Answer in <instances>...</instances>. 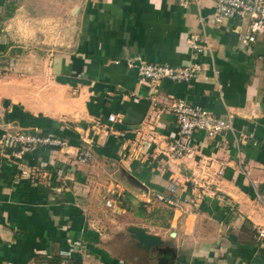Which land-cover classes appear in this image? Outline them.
I'll return each instance as SVG.
<instances>
[{"label": "crops", "instance_id": "obj_1", "mask_svg": "<svg viewBox=\"0 0 264 264\" xmlns=\"http://www.w3.org/2000/svg\"><path fill=\"white\" fill-rule=\"evenodd\" d=\"M1 1L0 138L63 130L69 147L19 160L0 147V264H264V35L238 39L249 18L216 22L211 0H68L69 38L49 52L41 17L59 16L61 1ZM139 61L198 70L150 85ZM174 100L232 130L195 132L171 158ZM130 225L163 243L136 247Z\"/></svg>", "mask_w": 264, "mask_h": 264}, {"label": "built area", "instance_id": "obj_2", "mask_svg": "<svg viewBox=\"0 0 264 264\" xmlns=\"http://www.w3.org/2000/svg\"><path fill=\"white\" fill-rule=\"evenodd\" d=\"M182 3H189L196 0H179ZM214 6L213 17L216 22L227 18L244 17L249 18L247 33H238V39L242 42H253L257 35H264V0H211ZM197 35L191 38L195 52L202 51V46L197 43ZM137 75L147 81L150 85L167 80L175 82H188L196 77L198 66L194 63L187 66L172 67L166 64L148 63L139 61L132 65ZM167 110L175 117L178 136L169 145L168 155L171 158H180L183 154L190 152L188 141L195 132H203L207 136H215L232 130L231 120L222 119L206 109L192 105L183 100H174L166 105ZM113 115L108 116V121H114ZM183 139L184 141H182ZM0 147L12 150L15 159H21L22 155L34 151L37 147H49L53 149H67L68 141L56 134H34L26 131H13L6 133L0 138ZM80 161L90 159V152L86 149L77 152ZM204 175L209 173V165L202 167ZM215 174L221 175L220 169L214 170ZM204 176V179L207 178ZM170 193L175 191L174 185L168 187ZM156 198L168 205L175 206L177 200L168 194H156ZM259 240H264V228L257 230Z\"/></svg>", "mask_w": 264, "mask_h": 264}, {"label": "rangeland", "instance_id": "obj_3", "mask_svg": "<svg viewBox=\"0 0 264 264\" xmlns=\"http://www.w3.org/2000/svg\"><path fill=\"white\" fill-rule=\"evenodd\" d=\"M60 1H61L62 7H61V12H60L59 16L58 15L52 16V14H49V15H45L44 17H41V18H44L45 32H40L39 35L41 37H42V35H44L43 40H45V42H44L45 45H51L52 46L51 49H43L44 51H49V52L54 51V49H52V48H55L56 46H58L61 43H64V41L69 38V32L67 31L68 25H67V23H64L65 15H63V7H66V5L68 4V0H60ZM67 7H68V5H67ZM46 10H52V9H47V7H46L45 11ZM55 13H57V12H55ZM57 19H61V24L58 27L56 24ZM61 27H62V30L58 31L57 28L61 29ZM58 34H60V36ZM33 35L36 36V33L34 32V30L29 29L27 31V36L25 38L29 39L30 41H33L34 40L32 37ZM34 42H35V40H34ZM28 50L34 51V50H36V48L28 49ZM164 214H166V213H164Z\"/></svg>", "mask_w": 264, "mask_h": 264}, {"label": "water", "instance_id": "obj_4", "mask_svg": "<svg viewBox=\"0 0 264 264\" xmlns=\"http://www.w3.org/2000/svg\"><path fill=\"white\" fill-rule=\"evenodd\" d=\"M130 179L133 180L132 178ZM126 231L129 233L130 237L135 240L136 247L145 251H153L156 246H159L163 243L160 236L156 234H151L147 231V229L136 225L128 226L126 228Z\"/></svg>", "mask_w": 264, "mask_h": 264}, {"label": "trees", "instance_id": "obj_5", "mask_svg": "<svg viewBox=\"0 0 264 264\" xmlns=\"http://www.w3.org/2000/svg\"><path fill=\"white\" fill-rule=\"evenodd\" d=\"M1 4H2V1H1L0 5ZM57 134L60 135V136H63V137H67L68 136L63 130L57 131Z\"/></svg>", "mask_w": 264, "mask_h": 264}]
</instances>
